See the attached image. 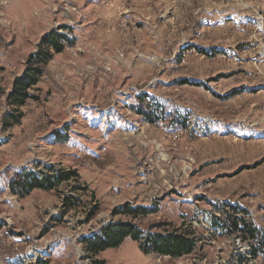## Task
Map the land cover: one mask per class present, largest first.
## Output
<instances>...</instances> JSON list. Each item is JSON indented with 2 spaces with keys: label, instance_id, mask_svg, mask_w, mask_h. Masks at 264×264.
I'll use <instances>...</instances> for the list:
<instances>
[{
  "label": "rangeland",
  "instance_id": "1",
  "mask_svg": "<svg viewBox=\"0 0 264 264\" xmlns=\"http://www.w3.org/2000/svg\"><path fill=\"white\" fill-rule=\"evenodd\" d=\"M53 30L74 43L10 106ZM249 144L261 157L243 166ZM25 170L73 174L22 198L10 181ZM175 178L203 209L263 208L246 202L264 197V0H0V264H176L132 238L98 255L81 242L123 221L179 229L191 205L169 191ZM127 203L156 213L114 215Z\"/></svg>",
  "mask_w": 264,
  "mask_h": 264
},
{
  "label": "trees",
  "instance_id": "2",
  "mask_svg": "<svg viewBox=\"0 0 264 264\" xmlns=\"http://www.w3.org/2000/svg\"><path fill=\"white\" fill-rule=\"evenodd\" d=\"M61 30L72 32V28L62 26ZM65 43L73 44L65 33L51 31L41 39L40 49L30 55V61L25 73L16 79L13 91L8 97V104L14 108H20L27 102L29 90L36 86L42 74V65L46 64L53 53H61L65 48ZM18 121L17 117L13 116ZM13 118V119H14ZM59 137L62 138L61 135ZM257 165V164H256ZM73 173H64L56 177L41 174L38 176L34 172L22 171L15 174L10 181V190L13 194L25 197L35 189L53 190L62 182L70 180ZM96 211L91 212L90 217L96 215ZM156 213L155 209H149L142 206L134 207L127 203L122 208L114 211V215H126L134 219L147 217ZM242 226V228H241ZM235 229L249 230L252 236L256 235V229L243 220L234 222ZM127 238H132L139 243L140 249L146 254H157L160 256H169L179 258L190 254L194 248V242L184 233L176 231L155 232L145 235L138 225L131 221L117 222L108 224L101 228L98 233L82 238L85 250L91 255H98L108 249L119 248Z\"/></svg>",
  "mask_w": 264,
  "mask_h": 264
},
{
  "label": "built area",
  "instance_id": "3",
  "mask_svg": "<svg viewBox=\"0 0 264 264\" xmlns=\"http://www.w3.org/2000/svg\"><path fill=\"white\" fill-rule=\"evenodd\" d=\"M188 179L175 178L169 183V191L178 193L191 205V213L182 218L177 231L193 240L194 248L190 254L179 258L155 255L159 259H174L176 264H264V253L258 250L260 245L256 236L249 230L234 228L237 220L250 224L249 220L255 217L254 211L241 201L229 198L219 200L217 209L211 204L208 209H203L197 199L201 193L190 190ZM227 211L232 214V220L226 217Z\"/></svg>",
  "mask_w": 264,
  "mask_h": 264
},
{
  "label": "crops",
  "instance_id": "4",
  "mask_svg": "<svg viewBox=\"0 0 264 264\" xmlns=\"http://www.w3.org/2000/svg\"><path fill=\"white\" fill-rule=\"evenodd\" d=\"M256 145L255 144H249L248 146L249 147L251 146V148H253V147H256ZM245 146L247 147V144H245ZM250 150H251V154L245 155L244 156V159L241 161L243 163V166L244 165H251L252 166L261 157V153L255 152L254 148L253 149H250ZM262 180H263V178H254L253 179V182L254 183H257V182H260ZM263 199H264V197L261 198L259 195H256L255 197H252L251 198V202H246V204L248 206L252 205L250 207H253V205H256V206L262 205L263 206V208L261 210L259 209L258 211H254L255 218L253 219L254 220L253 223L255 225L254 228L256 230H260V231H264V205L263 204H260V203H262L261 201H263ZM245 223L247 224V222H245Z\"/></svg>",
  "mask_w": 264,
  "mask_h": 264
}]
</instances>
